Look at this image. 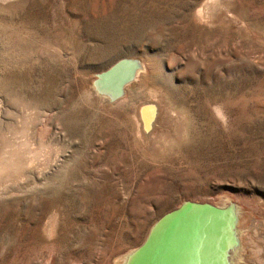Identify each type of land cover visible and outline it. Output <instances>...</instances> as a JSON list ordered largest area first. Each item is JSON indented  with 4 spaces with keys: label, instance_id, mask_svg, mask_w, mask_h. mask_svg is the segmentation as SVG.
I'll return each instance as SVG.
<instances>
[{
    "label": "rangeland",
    "instance_id": "obj_1",
    "mask_svg": "<svg viewBox=\"0 0 264 264\" xmlns=\"http://www.w3.org/2000/svg\"><path fill=\"white\" fill-rule=\"evenodd\" d=\"M121 57L144 69L109 102L92 82ZM223 197L241 232L264 220V0H0V264H120Z\"/></svg>",
    "mask_w": 264,
    "mask_h": 264
},
{
    "label": "water",
    "instance_id": "obj_2",
    "mask_svg": "<svg viewBox=\"0 0 264 264\" xmlns=\"http://www.w3.org/2000/svg\"><path fill=\"white\" fill-rule=\"evenodd\" d=\"M143 69L140 58L121 57L96 74L92 90L116 101ZM139 111L141 128L149 134L157 124L159 106L148 101ZM240 211L232 198L217 204L184 200L153 222L143 241L121 256V264H232L229 257L240 242Z\"/></svg>",
    "mask_w": 264,
    "mask_h": 264
},
{
    "label": "bare ground",
    "instance_id": "obj_3",
    "mask_svg": "<svg viewBox=\"0 0 264 264\" xmlns=\"http://www.w3.org/2000/svg\"><path fill=\"white\" fill-rule=\"evenodd\" d=\"M137 112L140 115L139 109H138ZM147 112H149V111L147 110ZM145 118L148 119V114L145 115ZM158 123H159V121L157 120V126H158ZM144 132H145L144 134H146V135H149L151 133L150 132L148 134V130H145V129H144ZM228 199L229 198H224V197L221 198V199H218V201L216 199V202L215 203L216 204L219 203V202L221 203V201H223V200L226 203L228 201ZM240 209L242 210V207H240ZM248 212H250V211H248ZM240 215L243 216L244 213L240 212ZM263 221L262 220L261 221H258V222L257 221L256 222L255 221H248L249 224L246 225L245 230L243 232L240 231L241 227H238L237 228V230L240 231L242 233V235H240L241 237H239V239H240V242H239L240 243V249H239V247H236L232 251V253H231L230 257H229V258H231L232 264H264V256L260 258L261 254H264V245L263 246H260V248H259V249H261V250H259L260 252L255 253V251H252L253 248H254V250L256 248V245L253 243V241L256 240L255 242H257V240H261L263 242L264 232H261L262 229H263V227H264V225L262 223ZM257 236H258V238H261V239H258ZM246 240H247V243H242V242H246ZM258 244H260V242ZM247 248H251V249L250 250H247ZM251 251H252V255L256 258V260H253L252 259L251 254H250ZM248 252L250 254V256H249L250 258L248 257V255H249ZM237 253H240V254L243 253V255L241 257L240 256H237L236 257V254ZM237 258H239V259H237Z\"/></svg>",
    "mask_w": 264,
    "mask_h": 264
}]
</instances>
